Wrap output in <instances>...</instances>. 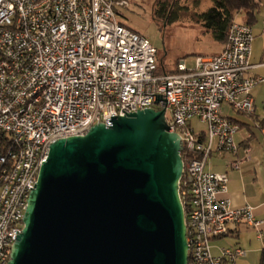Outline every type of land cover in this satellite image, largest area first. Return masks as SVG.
<instances>
[{"label": "built area", "instance_id": "2783aa9c", "mask_svg": "<svg viewBox=\"0 0 264 264\" xmlns=\"http://www.w3.org/2000/svg\"><path fill=\"white\" fill-rule=\"evenodd\" d=\"M125 0H0V264L23 228L27 200L49 146L84 136L96 124L165 109L181 141L178 195L186 229L187 264H235L241 248L212 242L237 228L262 236L253 208H232L228 178L206 170L213 155L234 154L238 125L221 105L253 112L251 26L233 21L222 51L177 62L157 73V51L116 16ZM204 126L197 132L192 122ZM184 154V158L182 157ZM239 162L230 164L237 169Z\"/></svg>", "mask_w": 264, "mask_h": 264}, {"label": "water", "instance_id": "95a60500", "mask_svg": "<svg viewBox=\"0 0 264 264\" xmlns=\"http://www.w3.org/2000/svg\"><path fill=\"white\" fill-rule=\"evenodd\" d=\"M164 113L52 143L7 264H187L181 141Z\"/></svg>", "mask_w": 264, "mask_h": 264}, {"label": "crops", "instance_id": "0c3cea01", "mask_svg": "<svg viewBox=\"0 0 264 264\" xmlns=\"http://www.w3.org/2000/svg\"><path fill=\"white\" fill-rule=\"evenodd\" d=\"M256 1L259 10L251 25L254 35L250 56L251 68L245 75L264 79V0ZM235 21L244 23V15H237ZM207 37L210 50L199 52L195 56H214L222 51L223 43L213 41L209 34ZM251 96L253 112L248 115L235 112L226 103L221 105L222 115L239 127L234 135L237 151L234 154H213L207 160L206 170L227 176L226 197L232 208L248 205L253 208L255 217L264 222V82L251 90ZM202 131L204 129H197V132ZM233 162H239L237 169L230 167ZM212 246L214 255L218 254L219 247H238L244 250L245 256L237 259L235 264H255L257 257L259 263L261 252L264 250V224L261 238L251 229L237 228L229 235L213 241Z\"/></svg>", "mask_w": 264, "mask_h": 264}, {"label": "rangeland", "instance_id": "374dc122", "mask_svg": "<svg viewBox=\"0 0 264 264\" xmlns=\"http://www.w3.org/2000/svg\"><path fill=\"white\" fill-rule=\"evenodd\" d=\"M127 6L116 8L117 19L126 27L145 37L156 49L165 72L169 73L180 60L193 65L195 54L210 50L204 29L196 23L195 15L210 7V0H125ZM174 3L177 20L164 25L154 15L157 2ZM210 42V41H209ZM195 131L203 125L192 122ZM214 251V250H213ZM258 257L255 264L258 263Z\"/></svg>", "mask_w": 264, "mask_h": 264}, {"label": "trees", "instance_id": "16d2710c", "mask_svg": "<svg viewBox=\"0 0 264 264\" xmlns=\"http://www.w3.org/2000/svg\"><path fill=\"white\" fill-rule=\"evenodd\" d=\"M210 2L209 8L195 15L196 23L204 29L203 33L211 35L213 41L223 44L226 41L228 29L237 15L243 14L244 24L251 26L259 10V4L256 0H210ZM177 14L174 10V3L169 4L168 1H162L157 2L155 5L154 15L164 25L176 21ZM174 72L173 69L169 73ZM157 73H167L164 71L162 62L158 57ZM182 157L184 158L183 153ZM259 264H264V250L261 252Z\"/></svg>", "mask_w": 264, "mask_h": 264}]
</instances>
